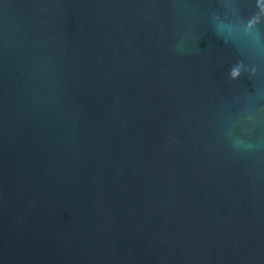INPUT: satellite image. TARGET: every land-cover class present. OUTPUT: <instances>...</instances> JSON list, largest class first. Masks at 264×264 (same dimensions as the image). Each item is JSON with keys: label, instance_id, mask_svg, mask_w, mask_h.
Masks as SVG:
<instances>
[{"label": "water", "instance_id": "95a60500", "mask_svg": "<svg viewBox=\"0 0 264 264\" xmlns=\"http://www.w3.org/2000/svg\"><path fill=\"white\" fill-rule=\"evenodd\" d=\"M0 264H264V0H0Z\"/></svg>", "mask_w": 264, "mask_h": 264}, {"label": "clouds", "instance_id": "9594fccd", "mask_svg": "<svg viewBox=\"0 0 264 264\" xmlns=\"http://www.w3.org/2000/svg\"><path fill=\"white\" fill-rule=\"evenodd\" d=\"M239 76V70H234L233 77Z\"/></svg>", "mask_w": 264, "mask_h": 264}]
</instances>
